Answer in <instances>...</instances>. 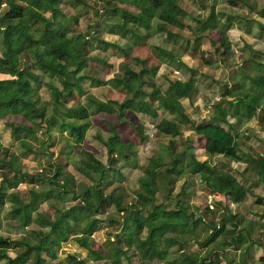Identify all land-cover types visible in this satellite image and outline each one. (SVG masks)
I'll list each match as a JSON object with an SVG mask.
<instances>
[{"label": "trees", "instance_id": "trees-1", "mask_svg": "<svg viewBox=\"0 0 264 264\" xmlns=\"http://www.w3.org/2000/svg\"><path fill=\"white\" fill-rule=\"evenodd\" d=\"M61 1L0 0V72L9 76V78L0 79V119L7 114H13L22 116L27 122V125L8 123L14 139L19 134L27 137L34 136L39 129L40 122H45L53 126L56 131L64 133L63 151L69 163H72L73 169L94 183L105 182L107 172L123 175L120 168L112 164L116 162V154H119L123 161L128 162L133 154L130 150L133 144L130 141H121L115 125L105 122L108 137L101 141L105 149L106 162H101L93 153L85 149L80 152L82 157L78 156L79 164L72 162L69 152L70 144H79L83 141L85 130L90 125V116L99 112L120 116L124 111L129 110L156 118L157 109H165L174 118H160L155 125L159 133L178 136L181 132L179 123L175 120L186 122L193 135L205 138L203 150L218 154L233 162L254 164L257 177L262 179L264 157L258 155L254 159L250 153H245L239 147L238 135L220 125V122L227 123L226 110L221 106L216 107L215 116L208 121L195 122L186 119L179 99L187 98L192 101L195 94L193 80L191 78L185 81L169 80L166 91L161 93L157 86H151V83L143 78L148 73H154L157 70L156 66L147 65V60L137 54L140 53L137 52L139 48L146 47L147 52L151 53L158 63L171 66L177 60L168 50L153 44L156 38L150 31L175 35L187 43L189 37L184 36L186 32L188 35L191 34L192 41L197 45L198 37L201 35H196L195 31L203 27L208 31L218 32V44L223 53L228 45V39L225 30L218 28L214 20L215 14L222 15V11L214 13L213 6H210L206 16H195L193 24L189 25L184 22L187 16H191L188 3L185 2L188 0H102L101 31L103 27L108 34H114L125 40L126 45L119 47L117 42L109 41L102 36L90 35L89 38H94L100 44L103 43L105 47L116 48L118 53L122 54L124 58L120 62L122 72L108 79L109 85L118 89L122 97L106 101L88 97L80 102L76 100L67 106L65 104L67 100L75 99L77 95L84 93L82 81L98 82L95 77L82 72L88 64L103 68L104 72L108 71L110 65L99 57L85 54L84 45L88 36L73 34L76 16H64L59 7ZM77 1L84 3L82 0ZM226 1L230 7L241 9L245 6L250 11H255L260 17H264V0L257 5L256 9L247 5L245 0ZM120 4L129 6V8L120 6ZM235 16L239 18L238 13ZM249 17L241 19L244 22ZM255 22L264 34V25L258 21ZM94 29L93 26L92 30ZM27 53L30 55L29 58L34 68L30 69L28 66L21 65L20 55L27 56ZM203 61L209 63L205 59ZM260 65L264 67V63ZM189 71L192 70L189 69ZM45 74L55 76L60 84V88L46 84L52 105L51 114L47 118L45 107L36 106L33 99L35 89L40 86L42 75ZM253 80L263 88L264 92V76L257 75ZM148 86L150 88L146 90L145 87ZM224 94L230 97L228 103L232 108L233 106L243 107L247 115H250L260 105L259 96H249L247 90L239 82H234L229 88L224 87ZM233 100L236 102L232 103ZM134 130L140 140L145 139L141 128L135 126ZM44 132L47 133V138L51 137L49 128H46ZM262 143L264 144V140ZM169 144L172 143L169 141ZM169 144L166 146L160 143L162 154L166 148H170L171 160L168 165L170 167L161 170L165 177L168 175L171 177L166 182L167 185L173 186L181 175L178 178L182 179L179 191L188 192L185 188L187 181L185 176L198 175L208 187L230 197L235 202L245 196L247 188L234 180L231 174H220L218 184L216 186L211 184L208 177L215 169L195 156V148L189 140L185 139L182 147L176 151H173ZM24 149L28 152L32 151L30 148ZM1 157L0 155V184L3 183L8 188V192H3L0 188V208L5 202L10 203L4 217L16 221L13 227L25 229L31 224L36 226V229H29L18 238L13 239L0 235V260H4L5 264H47L48 260L55 257V251L60 244L67 240L86 251V256L81 258L68 254V258L72 261L71 264H87V261L96 255H103L105 262L109 264H132L133 258H136L139 264H150L153 261H160L162 264H218L221 258L226 264H249L246 260L249 256L248 248H253V245L259 249L256 250L259 251V256L257 258L254 256L257 261L255 264H264V243L249 240L246 247L240 250L243 248V242H247L246 237L248 236L243 228L241 230L244 233L238 230L236 234H232L233 230L227 232L232 235L227 243L228 247L232 248V251L239 249L236 260L221 250H214L216 243L211 242L221 233L223 225L210 231L205 240L200 242L204 250L191 254L185 253L182 244L191 237L193 239L191 234L185 238V233L194 230L195 223L200 218L197 217L190 225L187 224L192 213L187 212L183 206L179 207V201H183L181 198L176 197L174 203L177 207L175 208H167L162 202H155V193L159 189L156 181L159 168L154 169L147 166L143 168L142 175L137 179L138 188L134 191L135 201L128 202L124 207L119 205L112 193L104 195L100 189L91 186L86 187L81 193L82 203L80 205L62 207L56 210V215L52 218L49 213L40 212L38 206L52 197L53 193L60 191L63 194L69 190L67 175L62 180L56 178L64 175L61 167L55 165L53 173L41 171L40 176H33L22 170L16 155L11 154L7 160ZM121 163L123 166V162ZM15 177L17 183L26 180L29 183L38 182V189L29 188L28 196H20L16 189ZM169 191H167L168 196H170ZM72 197V200H75V196ZM104 202L113 204L115 210L123 216H121L122 224L118 234L111 236L114 237L113 240H108L111 245L106 247L103 253L92 249L90 245L91 233L101 221L94 215L101 210L104 211L106 204ZM49 207L53 208V205L49 204ZM209 209L211 210V207ZM123 211H126L125 215L122 214ZM144 225L148 226L147 239H142L139 235ZM222 242L226 244L224 240ZM9 248L15 251L13 257L7 256L6 251ZM251 253L253 254L254 250H251ZM118 256H123L124 261L121 262Z\"/></svg>", "mask_w": 264, "mask_h": 264}, {"label": "rangeland", "instance_id": "rangeland-1", "mask_svg": "<svg viewBox=\"0 0 264 264\" xmlns=\"http://www.w3.org/2000/svg\"><path fill=\"white\" fill-rule=\"evenodd\" d=\"M62 0L60 4V10L67 15L76 16V25L74 27L73 34H83L88 36L86 38V43L84 45V52L89 56H96L102 59L104 62H107L110 65L106 72L102 71L103 68H98L94 64H88L87 68L82 71L85 74L95 77L98 82L90 83L87 80L82 81L83 91L81 95H77V98L67 100L65 103L67 106L74 103L76 100L80 102L83 99L88 97H93L99 101H106L109 99H119L122 97V93L115 88H112L108 79L113 76H117L122 72L120 62L123 58L121 53H118L116 48L105 47L102 44L98 43L97 40L90 39L89 36L94 37H103L109 41H114L118 43L119 47L126 45V41L117 37L114 34H108L105 29L102 27V17L100 16L102 9V0ZM192 4H190L189 2ZM185 1V5L188 6V9L191 12V16H187L184 21L185 24L192 25L195 16L203 17L206 16L208 8L204 10V5L197 4V0H188ZM205 4L207 2L210 6L213 7V12L218 10L227 11L229 7L226 6V0H200ZM252 9L255 8L254 4L257 0H245ZM120 6L129 8L124 4ZM187 9V10H188ZM218 9V10H217ZM242 14L244 17L253 16L254 11H250L248 8H241ZM234 9L231 10V12ZM235 11V10H234ZM45 15H48L45 13ZM214 16V15H213ZM216 16V14H215ZM217 17V16H216ZM216 17L214 20L216 21ZM263 19V18H262ZM236 20V19H235ZM234 20V22H235ZM259 20V18L257 19ZM226 25L222 27L232 26V20H224ZM261 23L264 25V20H261ZM250 33L247 34L254 38V43L251 47L252 50L241 48L242 54H248L253 59V62L249 60H242V57L235 60L234 58L229 59L228 50L224 56L225 60L228 61V69L224 68V74L222 75L221 70L223 65L217 67H211L203 61V59H209L212 55H216L219 51L218 40L211 43L208 41L207 35L210 32L206 28H199L195 31L196 35L199 36L198 44L193 45L191 42H188L184 46H180L181 41H177L178 38L170 37L166 38L162 33H157L156 31H150L153 36L157 38L156 43L158 46L168 50L176 60H182V62L175 61V64L168 65L171 70H167L165 67H158L157 65L150 63V65L156 66V71L154 73H148L143 76L150 85L157 86L160 89V92H165L168 86L169 80H190V78L195 83V94L192 97V101L187 98H180V104L184 108L186 119L192 121H208L215 116L214 109L216 106H228L226 99H229L228 95L224 94V87H231L233 82L237 81L241 83L242 86L247 90L249 96L258 95L260 98L259 104L264 103V92L263 88L256 84L253 78L257 75L264 74V67L260 65V61L264 57L254 50L258 48V42L262 39L261 36L264 34L258 29L256 22H249ZM94 26V30L92 27ZM209 32V33H208ZM253 32V33H252ZM183 34V33H182ZM191 36V34L184 33V36ZM210 35V34H209ZM213 38L216 37L215 33H212ZM174 38V42L165 43L167 39ZM248 40L250 39L247 37ZM218 39V37L216 38ZM84 40V39H83ZM82 41V39L80 40ZM207 42V43H206ZM173 46V47H172ZM147 48H139L137 53L139 55H146ZM239 51L237 49L233 51V56L235 57ZM25 53V52H24ZM148 53V59L152 60V56ZM30 55L27 53L20 55L21 65H25L31 68H34L32 65ZM245 58V57H244ZM248 59V58H247ZM210 60V59H209ZM148 64V63H147ZM183 66L189 68L184 69ZM104 65H102L103 67ZM172 69H177L172 71ZM33 70V69H32ZM37 72V71H35ZM9 78L8 74L0 72V79ZM233 81V82H232ZM46 84H50L52 87L60 88V84L55 76L42 75V82L40 86L35 89L33 99L36 102V106H44L46 109L47 116L51 114V99L49 100L50 92ZM32 86L35 87L34 84ZM150 86L145 87L146 90H149ZM223 103H225L223 105ZM155 104V103H154ZM59 109H57L58 111ZM261 111V110H260ZM59 112V111H58ZM227 113V112H226ZM237 113V112H236ZM239 113V112H238ZM255 112L256 117L259 116ZM263 113V111H262ZM158 116L156 118H150L145 115L134 113L132 111L126 110L120 116L113 114H105L102 112L93 114L90 116V125L86 128L83 141L79 144H70L71 149L69 150L72 159V162L79 164L80 160L78 158L82 157L81 150L85 149L94 154V156L99 159L101 162H106L105 149L102 145L101 140H105L108 137L107 127L105 122H109L115 125L116 131L120 136L121 141H130L132 146L130 150L133 151L128 162H125L121 159L119 154H116V162L113 163L114 167L120 168L123 175H118L116 173H106L107 180L105 182L98 181L94 183L88 178L84 177L82 174L76 172L73 169L72 163H69L68 157L63 151L64 142V133L56 131V129L48 125L45 122H40L38 131L34 136L27 137L26 135L19 134L17 138H13L11 135V129L8 123L14 125L25 124L27 122L20 115L7 114L0 119V155L4 160H7L11 154L16 155L18 158V163L22 167V170L29 175H39L41 171L47 173L54 172V166L59 165L63 170V176H58L59 180L67 175L69 178V190L66 193L61 194L60 191L53 193V196L50 197L46 202H42L38 209L40 212L49 213L52 218L56 215V210L62 207H68L71 205H80L81 193L87 187L94 186L101 190L102 194L112 193V195L118 200L119 205L124 207L128 202H134L135 196L134 191L138 188L137 179L142 175L143 168L147 166L148 168H159L156 181L158 183L159 189L155 193V202H162L167 208H175L176 197L181 198L183 201H179L180 206L186 208L187 212L192 213L191 219L187 221V224L190 225L191 222L197 217L200 218L199 221L195 223V229L190 233H185V238H188L190 234L193 236V239H188L185 243L182 244V248L185 253L191 254L200 250H204V247L200 245V242L205 240L210 231L217 229L223 225L221 233L218 235L214 241L211 243H216V248L214 250H221L225 252L229 257H233L235 260L238 258V252L232 251L233 249L228 247V242L230 241L231 233H227L233 230L232 234H236V231L244 233L248 231L243 226L246 225L250 230L246 237L247 242H243L242 246L244 247L248 244L249 240L264 243V184L259 181L256 175V166L254 164L244 165L242 163L233 162L226 160L220 155L206 153L203 154V150L199 149L195 152V156L201 161L203 160L209 167L215 169L209 174V182L216 186L218 184V176L220 174H231L234 176V180H237L243 186H245L249 192L238 202L233 201L230 197L222 195L217 192L215 189H211L204 182L199 179L198 175H187L185 188L188 192L179 191V184L182 179H178L173 186L170 184L167 185L171 177H168L163 174V169H166L170 166L169 161L171 160L170 148H166L163 154L161 153L160 143L168 145L169 141L172 144H169L173 151H176L178 148L182 147V142L186 139L190 143H193V134L190 129L187 127V123L175 120L179 123L180 132L178 136H171L168 134L159 133L155 125L159 122L160 118L172 119L173 115H170L165 109H157ZM241 114V113H240ZM232 114H229V118ZM240 119H234L235 125H237L242 120H248V117H239ZM259 119V120H258ZM252 118L249 121H246L244 124H241L240 129L244 125L249 128L246 130L245 135H249L248 139L243 138L242 141H239V146L245 147L248 146V151L251 156L255 159L256 156L261 155L264 157V145L262 141L264 140V115L259 118ZM230 122L224 123V126L230 128ZM137 126L141 128V133L145 136L144 140H140L137 132L134 130V127ZM49 128L51 137H46V132L44 130ZM239 129V127H238ZM244 129V128H242ZM241 129V130H242ZM44 132V133H43ZM242 132H239V134ZM243 135V134H242ZM256 139L254 141L252 138ZM246 140H249L250 143H247ZM69 142V140H66ZM244 141V142H243ZM70 143V142H69ZM23 144L26 147H23ZM198 145V142H194ZM193 145V144H192ZM199 147V145H198ZM24 148H30L32 151L28 152ZM123 162V166L122 163ZM167 165V166H166ZM6 170V169H4ZM7 171V170H6ZM165 177V178H164ZM55 178V181H56ZM111 179V180H109ZM1 180V178H0ZM111 181V182H110ZM16 189L20 196H28L27 190L29 188L38 189V182L29 183L28 180L22 183H17V178L15 177ZM107 182V183H106ZM0 188L3 192H8V188L1 183ZM170 190V196H168L167 191ZM179 192V193H177ZM187 193V194H186ZM72 196H75V200H72ZM260 198V200H259ZM259 200V201H257ZM106 203L104 206V211H99L95 213V217L99 218L101 221L97 224V227L91 233V245L90 247L94 250H99L101 252L106 251V247L111 244L108 240H113L112 235L118 234L122 219L120 213H118L113 204ZM49 204L53 205V208L49 207ZM211 206V210L209 209ZM10 203L5 202L3 207L0 208V235L8 238H18L20 235L25 234L29 229H36L34 224L29 225L25 229L20 227H13L16 224L15 220L5 218L4 214L9 209ZM122 214H126V211H123ZM246 218H248L246 220ZM252 223H247L250 220ZM245 220V222H243ZM249 220V221H248ZM243 222V223H242ZM245 223V224H244ZM234 226V228H233ZM243 228V230H241ZM148 226L144 225L141 229L139 235L142 239H147ZM110 235V236H109ZM195 237V238H194ZM127 240V236L125 237ZM224 240V242H222ZM208 247V246H207ZM125 249L124 247H122ZM241 248L240 250H243ZM225 250V251H224ZM7 256L13 257L15 251L11 248L6 251ZM68 254H72L77 258L86 256V251L84 249L76 246L72 241L62 242L59 248L55 251V257L47 261V264H71L72 261L68 258ZM214 253H212L213 255ZM246 258L249 264H255L257 261L254 259V254L248 253ZM121 262L124 261L123 256H118ZM132 264H139L136 258L132 259ZM206 263V262H204ZM0 264H5L4 260H0ZM87 264H109L105 262V257L103 255H96L92 257ZM150 264H162L160 261H153ZM218 264H226L224 259H219Z\"/></svg>", "mask_w": 264, "mask_h": 264}, {"label": "crops", "instance_id": "crops-1", "mask_svg": "<svg viewBox=\"0 0 264 264\" xmlns=\"http://www.w3.org/2000/svg\"><path fill=\"white\" fill-rule=\"evenodd\" d=\"M200 0H197V4L199 5V2ZM261 1H263V0H257V1H255V4H254V7H255V9L257 8V5H260L259 3L261 2ZM189 2V1H188ZM202 2V1H201ZM190 3V2H189ZM203 3V2H202ZM191 4V3H190ZM246 4L247 5H249L247 2H246ZM192 5V4H191ZM201 5H203V4H201ZM208 8L209 7V4L207 3V2H205V4H204V10H206V7ZM226 6L227 7H229V9H227V11H223V10H218L217 12H215V13H218L219 11H222L223 13H222V15H218V14H216V24H217V27L218 28H223L222 27V25L224 26V25H226L227 23H225L224 22V20H228V19H230V20H232L233 21V23L231 22V27L229 26H226V27H224L223 29L225 30V32H226V36H227V39H228V45H227V47H226V49L224 50V52L222 53V50H221V47H219L220 49H219V51H218V53L216 54V55H212V57L211 58H209V59H206L208 62H209V64H207V65H209V66H211V67H217L218 65L219 66H221V65H223V69L221 70V73H222V75L224 74V68L225 69H228L229 70V68H228V63H226V62H228V61H226L225 60V58H224V56L226 55V51L228 50V52H230V54H229V59H231V58H236L235 60H237L238 58H240V57H242V60L244 61H246V60H249L250 62H253V59L251 58V56H249L248 54H246V56H245V54H242L241 53V48H246V49H249V50H252V48L253 47H251L252 45H253V41H254V38H252V37H250L248 34H247V32L248 33H250V28H249V22H253V21H258V22H260L261 23V20H264V17H260L259 15H257L256 13H255V11H254V15H256L257 16V18H254L252 15L249 17V19L247 20V21H242V19L244 18V15L242 14V10L243 9H236V8H234V7H230L228 4H227V1H226ZM249 6H251V5H249ZM214 7V6H213ZM243 8H247V7H243ZM232 9H234L232 12H231V10ZM254 9V8H253ZM238 13V15H239V18H237L235 15ZM204 17V16H203ZM242 18V19H241ZM259 18V20H257ZM263 18V19H262ZM236 19V20H235ZM234 20H235V22H234ZM187 31V30H186ZM210 32V33H209ZM208 33L210 34H206L207 35V38L206 39H208V41H210L211 43H213V42H215V44H216V42H217V40L218 39H216L219 35H218V32L216 31V30H211V31H209ZM186 33V32H185ZM212 33H215L216 34V37L215 38H213V36H212ZM253 33V32H252ZM171 35V34H170ZM170 35H165V34H163V36L164 37H166V38H168V37H170ZM173 37H175V38H178L177 36H175V35H172ZM153 37H155V36H153ZM170 38V39H167V41H165V43H171V45H172V43L174 42V38ZM189 37V38H188ZM188 37H186V38H188V42H191L193 45H195V42H193L192 40V36H188ZM247 37H249L250 39L248 40V38ZM262 37V39L258 42V45L259 46H257L258 48H254V50L256 51V52H258L260 55H262V57H264V36H261ZM156 38V37H155ZM156 41H157V38H156ZM177 41L179 42V41H181V43L182 44H180V46L182 47V46H184V45H186L187 43L183 40V39H180V38H178L177 39ZM155 42V41H154ZM153 42V44H155L156 46H158L156 43H154ZM207 43V42H206ZM198 44V43H197ZM160 47V46H159ZM173 47V46H172ZM162 48V47H161ZM164 49V48H163ZM237 49V51H239L237 54H236V56L234 57L233 56V51H235ZM165 50H167V48L165 49ZM148 53L149 52H147V54L144 56H142L144 59H146L147 60V65H150L149 64V62L150 63H153V64H155V65H157L158 67H165V68H167V70L169 71V70H171L169 67H168V65L167 64H164V63H158V61H157V59L156 58H154V56L150 53L149 55L150 56H152V60H149L148 59ZM245 57V58H244ZM248 58V59H247ZM177 61H179V60H177ZM179 62H182V60H180ZM261 63H264L263 62V60L262 61H260ZM217 63H218V65H217ZM177 69H172V71H176ZM260 75H263L264 76V74H260ZM185 81V80H184ZM233 82V81H232ZM235 82V81H234ZM233 82V83H234ZM237 82V81H236ZM194 86H195V83H194ZM196 87V86H195ZM229 100H230V97H229V99H226V101H227V104L229 105ZM236 101L235 100H233L232 101V103H235ZM225 103H223V105H224ZM216 107H218V106H216ZM215 107V108H216ZM221 107H223L225 110H226V121L227 122H230L231 124H229L231 127L230 128H227V126H224V124L222 123V122H220V125H222L224 128H226V129H228L229 131H231V133H234V134H237L238 135V137H239V141H242V139L243 138H246V139H248V136L249 135H245V134H247L246 133V130H245V128L247 129V130H249V128H247V126L246 125H244V127H242V128H244V129H240V126H241V124H244L246 121H249V120H251L252 118H259V117H261L262 115H264V103L263 104H261V105H259L250 115H247V114H245L244 112V110H243V107H237V108H235V106H233L234 108H232L230 105H229V107L228 106H221ZM261 110V111H260ZM262 111H263V113H262ZM237 112V113H236ZM239 112V113H238ZM255 112L258 114V112H261L260 114H259V116L258 117H256V114H255ZM241 113V114H240ZM229 114H232V116L229 118ZM244 115H246L247 117H248V120H242V122L240 123V121H239V123L237 124V125H235V122H233V120L234 119H240L239 117H244ZM259 120V119H258ZM214 121H216V119L214 120ZM195 122H198V121H195ZM238 127H239V129H238ZM239 132H242V133H240L239 134ZM243 134V135H242ZM193 146H194V148H195V151L194 152H197L199 149H202L203 150V143H204V137L203 136H196V135H193ZM250 137V136H249ZM250 140L251 139H253L254 141H256V139L254 138V136L252 137V138H249ZM198 142V145H199V147H198V145L196 144H194V142ZM244 142V141H243ZM246 142L247 143H250L249 142V140H246ZM264 145V144H263ZM240 147V149H242L245 153H250L249 151H248V146H246V148L245 147H242V146H239ZM203 152V154H206V153H209V152H206L205 150H203L202 151ZM197 154V153H196ZM195 154V155H196ZM210 154H215V153H210ZM216 155H218V154H216ZM222 157V156H221ZM238 163H242V164H244V165H248V164H246V163H244V162H238ZM232 176V175H231ZM233 177V179H234V176H232ZM259 179V178H258ZM259 181L260 182H262L263 184H264V174H263V176H262V179H259ZM245 187V186H244ZM246 188V187H245ZM247 192H249V190L247 189V191H246V193L245 194H247ZM260 200V199H259ZM258 200V201H259ZM211 207V206H210ZM248 218H246V220H247ZM249 220H250V218H249ZM248 220V221H249ZM243 222H245V220H243ZM242 222V223H243ZM247 223H252L251 222V220L249 221V222H247ZM245 224V223H244ZM245 229H247L248 231H247V234L248 235H251L252 233H249L250 232V230L247 228V226L246 225H244L243 226ZM246 247V245L243 247V248H245ZM253 248H248V251H249V253H251V250H254V256H256L255 258H257L259 255H258V253H259V251H256V250H259L258 248H255V246L253 245L252 246ZM238 250L239 249H237L236 251L238 252ZM254 258V259H255Z\"/></svg>", "mask_w": 264, "mask_h": 264}]
</instances>
